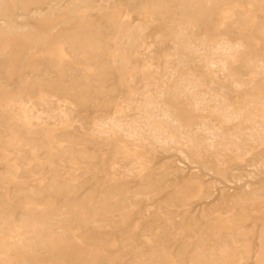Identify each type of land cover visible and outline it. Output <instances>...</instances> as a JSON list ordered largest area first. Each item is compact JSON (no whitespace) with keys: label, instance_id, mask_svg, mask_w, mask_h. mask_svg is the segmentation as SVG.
I'll use <instances>...</instances> for the list:
<instances>
[{"label":"rangeland","instance_id":"rangeland-1","mask_svg":"<svg viewBox=\"0 0 264 264\" xmlns=\"http://www.w3.org/2000/svg\"><path fill=\"white\" fill-rule=\"evenodd\" d=\"M2 262L264 264V0H0Z\"/></svg>","mask_w":264,"mask_h":264},{"label":"bare ground","instance_id":"bare-ground-1","mask_svg":"<svg viewBox=\"0 0 264 264\" xmlns=\"http://www.w3.org/2000/svg\"><path fill=\"white\" fill-rule=\"evenodd\" d=\"M45 1V0H44ZM45 3V2H44ZM2 7V6H1ZM18 12V11H17ZM29 17H31V16H29ZM14 18H16V17H14ZM28 23H30L31 21L30 20H28L27 21ZM28 29H32V27H27ZM218 52V51H217ZM235 57V56H234ZM233 59V58H232ZM53 68H55V66H52ZM58 68H55V70H57ZM111 124V123H110ZM113 126V125H112ZM115 130V129H114ZM121 134V133H120ZM12 144V143H11ZM50 235V234H49ZM19 247V246H18ZM46 253V252H45ZM2 254V253H1ZM26 254V253H25ZM14 261V260H13ZM2 264H4V262H2Z\"/></svg>","mask_w":264,"mask_h":264}]
</instances>
